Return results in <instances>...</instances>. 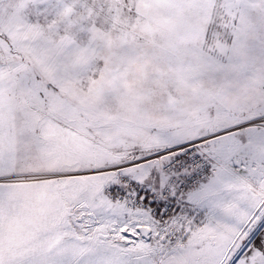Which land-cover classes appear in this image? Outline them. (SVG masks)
I'll return each mask as SVG.
<instances>
[{"label": "snow or ice", "instance_id": "obj_1", "mask_svg": "<svg viewBox=\"0 0 264 264\" xmlns=\"http://www.w3.org/2000/svg\"><path fill=\"white\" fill-rule=\"evenodd\" d=\"M0 264H264V0H0Z\"/></svg>", "mask_w": 264, "mask_h": 264}]
</instances>
